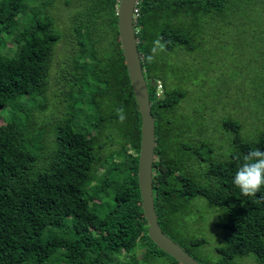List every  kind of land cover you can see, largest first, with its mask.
Wrapping results in <instances>:
<instances>
[{
  "label": "trees",
  "instance_id": "1",
  "mask_svg": "<svg viewBox=\"0 0 264 264\" xmlns=\"http://www.w3.org/2000/svg\"><path fill=\"white\" fill-rule=\"evenodd\" d=\"M236 1L139 0L135 18L156 122L160 226L175 240L198 199L224 212L216 263L202 260L205 239L190 236L183 247L202 264L249 256L264 264V123L233 111L223 123L230 154L216 157L209 136L186 118L189 126L179 123L189 89L168 87L159 60L193 51L202 23L239 7ZM55 2L0 0V110L20 115L0 125V264H127L155 254L180 264L148 236L138 183L142 119L120 42V0L67 1L70 13L81 10L73 20L69 13L68 36L49 13ZM32 3L44 4L28 10ZM66 37L77 46L70 71L62 68L72 76L67 111L52 123L47 145L35 111L48 106L55 50ZM10 39L11 54L3 53ZM138 247L146 250L140 260Z\"/></svg>",
  "mask_w": 264,
  "mask_h": 264
},
{
  "label": "rangeland",
  "instance_id": "2",
  "mask_svg": "<svg viewBox=\"0 0 264 264\" xmlns=\"http://www.w3.org/2000/svg\"><path fill=\"white\" fill-rule=\"evenodd\" d=\"M67 1L73 2L72 7L78 5L76 0H56L48 6L49 13L56 19L65 36L69 34L71 12V4H67ZM237 1L242 3L239 7L233 6L225 16H216L202 23L197 31L200 39H196L193 51L181 52L183 55H179L180 58L173 52L159 60L165 68L164 77L168 87L178 85L189 89L188 96L180 105L184 114L178 117L179 123L189 126L186 118L193 125L194 131L209 136L208 143L212 144L214 155L223 159L230 154L223 123L233 111L248 116L252 121L264 123V11L261 7L264 5H256V0ZM43 4L32 3L28 10ZM80 11L73 10L70 20L78 16ZM29 15L30 12L26 17ZM70 41L66 37L56 47L46 94L48 106L35 111L38 127L47 131V145L51 140L49 132L52 123L60 120L67 111L64 100L69 80L66 84L65 80L72 77L67 73L70 71L68 58L77 48ZM13 46L14 39H10L3 53L11 54ZM63 67H66L67 72L62 71ZM162 89L158 87L159 95ZM14 110L6 107L0 110V125L20 117ZM193 207V216L186 219V227L172 237L182 247L186 246L190 236L205 239L207 243L200 250L202 260L216 263L219 259L217 248L223 246V231L217 224L225 220L224 212L219 208H211L202 199H198ZM145 252L144 247H138L133 255L140 260ZM238 262L260 264L254 256L238 259ZM138 263L131 258L127 262ZM140 264H174V261L167 256L155 254Z\"/></svg>",
  "mask_w": 264,
  "mask_h": 264
},
{
  "label": "water",
  "instance_id": "3",
  "mask_svg": "<svg viewBox=\"0 0 264 264\" xmlns=\"http://www.w3.org/2000/svg\"><path fill=\"white\" fill-rule=\"evenodd\" d=\"M139 0H120L118 26L120 42L129 79L142 119V143L139 156V188L142 207L148 223V236L163 252L180 264H202L162 229L154 199V160L156 147V122L152 114L149 87L145 79L143 57L139 51L134 12Z\"/></svg>",
  "mask_w": 264,
  "mask_h": 264
},
{
  "label": "built area",
  "instance_id": "4",
  "mask_svg": "<svg viewBox=\"0 0 264 264\" xmlns=\"http://www.w3.org/2000/svg\"><path fill=\"white\" fill-rule=\"evenodd\" d=\"M138 9L136 8V10H135V12H134V16H135V18L138 16Z\"/></svg>",
  "mask_w": 264,
  "mask_h": 264
},
{
  "label": "bare ground",
  "instance_id": "5",
  "mask_svg": "<svg viewBox=\"0 0 264 264\" xmlns=\"http://www.w3.org/2000/svg\"><path fill=\"white\" fill-rule=\"evenodd\" d=\"M139 183V182H138Z\"/></svg>",
  "mask_w": 264,
  "mask_h": 264
}]
</instances>
